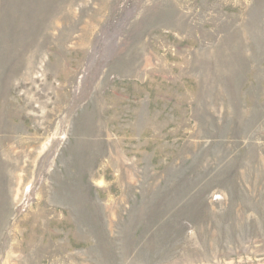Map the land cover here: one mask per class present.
<instances>
[{
    "label": "rangeland",
    "instance_id": "374dc122",
    "mask_svg": "<svg viewBox=\"0 0 264 264\" xmlns=\"http://www.w3.org/2000/svg\"><path fill=\"white\" fill-rule=\"evenodd\" d=\"M0 264H264V0H0Z\"/></svg>",
    "mask_w": 264,
    "mask_h": 264
},
{
    "label": "bare ground",
    "instance_id": "6f19581e",
    "mask_svg": "<svg viewBox=\"0 0 264 264\" xmlns=\"http://www.w3.org/2000/svg\"><path fill=\"white\" fill-rule=\"evenodd\" d=\"M25 241V240H24Z\"/></svg>",
    "mask_w": 264,
    "mask_h": 264
}]
</instances>
